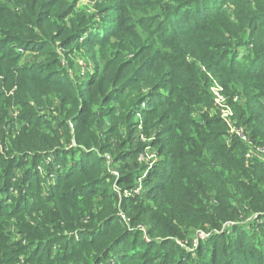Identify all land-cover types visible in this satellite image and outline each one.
Wrapping results in <instances>:
<instances>
[{"label": "trees", "instance_id": "trees-1", "mask_svg": "<svg viewBox=\"0 0 264 264\" xmlns=\"http://www.w3.org/2000/svg\"><path fill=\"white\" fill-rule=\"evenodd\" d=\"M103 6L0 0V264H264V0Z\"/></svg>", "mask_w": 264, "mask_h": 264}, {"label": "rangeland", "instance_id": "rangeland-1", "mask_svg": "<svg viewBox=\"0 0 264 264\" xmlns=\"http://www.w3.org/2000/svg\"><path fill=\"white\" fill-rule=\"evenodd\" d=\"M104 1L105 0H67V2L71 6H73V11L75 12L76 17L81 18L82 16H86L94 25H98V26L102 23L104 16H106L105 11H103L104 10V6H103ZM91 48L92 47H89L87 45H85V47L83 46L82 53L80 55L78 54L75 56L76 60L73 59L75 64H78L80 67L82 65V68L80 70L81 73H83V72L85 74L86 73H92L93 69L95 71L98 67H101L103 65V62H104L103 56L105 55V53L104 52L99 53V52H97V51H99V49H97V51H94ZM108 52H110V51H108ZM125 56H127V55H125ZM38 59H39L38 57H34V56H31V58H30L31 62H33V63H37ZM191 66L193 68H194V66L198 67L199 62L195 61V59L193 58V59H191ZM200 68L202 71H206L204 66H201ZM206 76L208 77V80L206 81V84H205L206 86H209V88H211L212 86H216V84L218 86H221L215 79H213L210 76L209 73L205 74V77ZM203 79H204V77H203ZM201 83L203 84L204 81H201ZM137 118H139V117L137 116ZM137 129L140 130L139 131L140 141H143V142L147 143L148 145H150V142L154 139V134L147 137V135L141 133L142 127L140 125L137 126ZM150 151L154 154H157V151L155 150L154 147H152V149ZM110 167L112 170H115L112 167V165ZM149 169H144V171H142L141 175L137 178L138 183L139 182L142 183V178H144L147 175ZM144 173H145V175H144ZM139 179H140V181H139ZM138 183H137V185H138ZM121 194L125 195V196L131 195L129 191H122ZM195 234L196 233L192 234L191 237H193ZM200 235H201V233L199 234V236ZM200 237L202 239H204L205 235H201ZM181 244L184 246V248H187V246H185L183 244V242Z\"/></svg>", "mask_w": 264, "mask_h": 264}, {"label": "built area", "instance_id": "built-area-1", "mask_svg": "<svg viewBox=\"0 0 264 264\" xmlns=\"http://www.w3.org/2000/svg\"><path fill=\"white\" fill-rule=\"evenodd\" d=\"M209 90H211L210 93L212 92L211 94L213 96V101H214L215 105L218 106L220 109V113H221L222 118L229 125V127L231 128V131H233L234 127L230 123V116L232 115V112H231L230 107L226 104V97L222 93V87L218 86L216 84V86H212L211 88H209ZM235 132L243 140H247L246 136L242 132V129H237V130H235ZM150 150H151V148L149 146H146L144 152L138 156V161L147 165L146 169H149L158 160V155L152 153ZM258 150L264 153V148H258ZM144 175H145V173H144ZM139 181H140V179H139ZM136 187L137 188L134 190V192L139 193L141 191V182H139ZM131 194H133V191ZM201 235H203V234H201Z\"/></svg>", "mask_w": 264, "mask_h": 264}]
</instances>
